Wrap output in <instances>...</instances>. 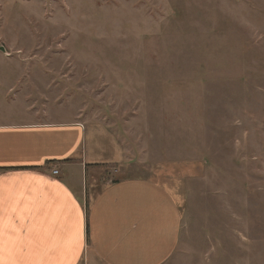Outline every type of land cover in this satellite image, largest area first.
<instances>
[{
    "label": "rangeland",
    "instance_id": "1",
    "mask_svg": "<svg viewBox=\"0 0 264 264\" xmlns=\"http://www.w3.org/2000/svg\"><path fill=\"white\" fill-rule=\"evenodd\" d=\"M7 120L82 122L103 180L167 189L165 264H264V0H0Z\"/></svg>",
    "mask_w": 264,
    "mask_h": 264
},
{
    "label": "crops",
    "instance_id": "2",
    "mask_svg": "<svg viewBox=\"0 0 264 264\" xmlns=\"http://www.w3.org/2000/svg\"><path fill=\"white\" fill-rule=\"evenodd\" d=\"M86 139L82 122H0V264H165L174 254L173 196L146 178L103 180L84 159Z\"/></svg>",
    "mask_w": 264,
    "mask_h": 264
},
{
    "label": "built area",
    "instance_id": "3",
    "mask_svg": "<svg viewBox=\"0 0 264 264\" xmlns=\"http://www.w3.org/2000/svg\"><path fill=\"white\" fill-rule=\"evenodd\" d=\"M53 173H54L55 175H57V174H59V170H58V169H54V170H53Z\"/></svg>",
    "mask_w": 264,
    "mask_h": 264
}]
</instances>
